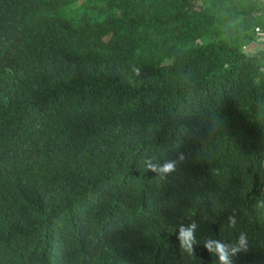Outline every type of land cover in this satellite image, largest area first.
<instances>
[{
    "label": "trees",
    "instance_id": "1",
    "mask_svg": "<svg viewBox=\"0 0 264 264\" xmlns=\"http://www.w3.org/2000/svg\"><path fill=\"white\" fill-rule=\"evenodd\" d=\"M263 32L264 0H0V264H264Z\"/></svg>",
    "mask_w": 264,
    "mask_h": 264
},
{
    "label": "clouds",
    "instance_id": "2",
    "mask_svg": "<svg viewBox=\"0 0 264 264\" xmlns=\"http://www.w3.org/2000/svg\"><path fill=\"white\" fill-rule=\"evenodd\" d=\"M133 71L135 72L136 75H139L140 70L138 68H134ZM146 166L148 169L154 171V172H159L161 175L165 173H171L172 171L175 170L176 167V162H169L164 165L162 168H158L156 165L152 164L151 162H147ZM229 221L231 225L234 227L236 224V221L233 216L229 217ZM197 225L195 222H192L189 226L185 227L184 225L179 226V241H180V246H181V251L186 252L188 255H194V244L197 243L196 238H195V229ZM206 247L211 251L213 249V244L212 243H207ZM216 250L219 251L220 253V261L219 264H232L231 259L229 258L225 245L216 243L215 245ZM247 251L248 250V239H247V234L245 232H241L240 237H239V244L234 246L232 248V254L235 255L239 251Z\"/></svg>",
    "mask_w": 264,
    "mask_h": 264
},
{
    "label": "built area",
    "instance_id": "3",
    "mask_svg": "<svg viewBox=\"0 0 264 264\" xmlns=\"http://www.w3.org/2000/svg\"><path fill=\"white\" fill-rule=\"evenodd\" d=\"M261 37V42L263 43L262 45H264V32L260 34Z\"/></svg>",
    "mask_w": 264,
    "mask_h": 264
},
{
    "label": "rangeland",
    "instance_id": "4",
    "mask_svg": "<svg viewBox=\"0 0 264 264\" xmlns=\"http://www.w3.org/2000/svg\"><path fill=\"white\" fill-rule=\"evenodd\" d=\"M78 4H79V6H81V1H79V3H78ZM262 47L264 48V45H263Z\"/></svg>",
    "mask_w": 264,
    "mask_h": 264
}]
</instances>
